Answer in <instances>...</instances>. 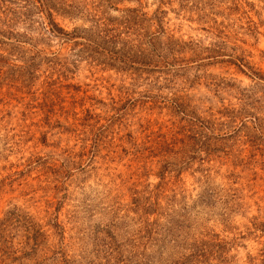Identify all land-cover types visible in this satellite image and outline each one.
<instances>
[{"label": "rangeland", "instance_id": "374dc122", "mask_svg": "<svg viewBox=\"0 0 264 264\" xmlns=\"http://www.w3.org/2000/svg\"><path fill=\"white\" fill-rule=\"evenodd\" d=\"M0 264H264V0H0Z\"/></svg>", "mask_w": 264, "mask_h": 264}]
</instances>
